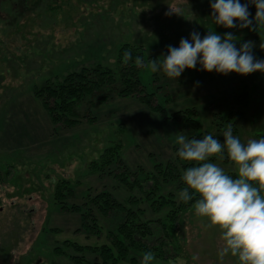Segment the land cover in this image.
I'll return each mask as SVG.
<instances>
[{
  "label": "rangeland",
  "instance_id": "rangeland-1",
  "mask_svg": "<svg viewBox=\"0 0 264 264\" xmlns=\"http://www.w3.org/2000/svg\"><path fill=\"white\" fill-rule=\"evenodd\" d=\"M254 6L249 5L250 19L255 17ZM1 10L0 264H72L69 258L56 254L55 248L72 254L74 250L64 245L66 241L86 247L107 244V231L115 229L120 218L98 215L102 225L99 238L85 232L78 214L62 211L55 203L58 184L71 183L74 194L67 198V207L80 205L86 197L102 191L124 200L130 193L113 179L110 171L114 169L99 175L89 168L107 147L120 144V154L133 171L151 170L156 163L177 157L176 132L183 131L189 138L199 132L183 129L179 122L167 124L160 112L149 110L136 99L122 98L96 104L87 113L89 119H95L93 123L84 119L73 128L55 126L35 98L36 88L59 83L68 73L95 64L118 73V51L127 43L144 46L146 52L162 59L167 46L178 47L180 39L188 38L194 30L202 37L210 29L222 36L231 32L238 48L251 41L254 57L264 59L260 47L264 22L253 20L249 28L216 25L209 0H30L24 9L16 5L14 16L7 17L8 8ZM146 65L140 79L149 93H156V101L168 114L197 109L202 130L222 142L230 112L236 110L230 98L228 102L225 98L247 93L249 107L235 126L237 132L231 123L233 135L242 142L264 136V73L225 75L213 71L197 86V67L186 68L179 78H168L163 72H151ZM215 113H221L222 118ZM210 159L226 173H236L226 152ZM134 195L141 196L139 192ZM154 218L167 224L165 212ZM180 224L176 234L169 231L164 238L158 234L148 240L157 248L167 244L166 251L173 257L157 258L155 252L152 264H237L230 254L218 257L223 247L219 230L195 215L193 208ZM162 227L155 225V233ZM136 256L140 264L142 254Z\"/></svg>",
  "mask_w": 264,
  "mask_h": 264
},
{
  "label": "trees",
  "instance_id": "trees-1",
  "mask_svg": "<svg viewBox=\"0 0 264 264\" xmlns=\"http://www.w3.org/2000/svg\"><path fill=\"white\" fill-rule=\"evenodd\" d=\"M29 4L30 0H0V11L8 8L10 12L7 17L14 16L16 5L24 9ZM4 20L2 19V21ZM137 57L142 59L144 65L151 59L158 61V57L153 53L146 52L144 46L127 43L121 46L118 51L116 60L118 73L102 64L85 66L80 70L68 73L59 83L49 82L45 87L36 88L35 98L42 102L53 125L67 129L79 125L84 119L93 123L95 119H89L87 113L91 112L96 104L113 98H122L136 99L149 110L160 112L167 124L179 122L183 129H192L195 133L199 131L192 137L198 138V134L202 136L209 134L208 131L202 130L197 109L187 108L173 114L167 113L165 107L156 101V93H149L141 81L140 73L144 66H137ZM212 72L202 70L198 64L195 84L202 86L204 81L211 77ZM229 98L236 110H231V119L227 122L234 124L233 130L237 132L235 126L246 116L249 96L247 93L233 95L225 98L227 102ZM214 115L222 118L221 113ZM120 151V144L107 147L98 160L90 163L89 168L99 175L106 172L107 169H114L110 171V174L118 186L130 193L128 198L119 200L113 193L102 191L92 197H86L80 205L67 207L65 204L67 198L74 194L71 183L65 181L58 184L55 189V203L61 206L62 211L70 210L78 214L81 220V229L91 235L99 238L102 233L100 215L104 218L111 216L120 218L116 228L107 231V244L86 247L66 241L64 245L68 249L74 250L72 254L61 248H55L56 254H62L69 258L72 264H123L127 262L139 264L136 255L146 251L157 252V258L162 256L173 259L169 256L170 252L166 251L167 244H162V247L157 248L150 246L148 240H152L158 234L159 238H164L169 231L176 234L183 217L198 198V196H194L193 200L187 203L179 199V192L185 186L180 179L181 173L185 168L191 166L192 162L182 161L177 156L172 161L156 163L151 170L138 168L133 171L127 166ZM228 174L233 177L236 175L234 172ZM169 187L174 188L171 190L168 189ZM135 192H139L141 196L134 195ZM141 203L146 207L142 208ZM162 212H165L167 224L161 219L154 218V215ZM155 225L169 226V230L162 227L156 234ZM175 254L177 255L176 250ZM90 256L93 258L92 260Z\"/></svg>",
  "mask_w": 264,
  "mask_h": 264
},
{
  "label": "clouds",
  "instance_id": "clouds-1",
  "mask_svg": "<svg viewBox=\"0 0 264 264\" xmlns=\"http://www.w3.org/2000/svg\"><path fill=\"white\" fill-rule=\"evenodd\" d=\"M212 19L225 28H249L253 20L264 22V0H209ZM256 7L250 19L249 5ZM171 12L176 10L170 7ZM231 32L218 34L211 30L203 37L192 31L181 38L179 46H167L162 59H151L146 67L151 72H163L168 78H179L186 68L199 64L204 71L220 74L235 72L247 75L264 73V59L253 55V44L245 41L239 48ZM264 49V43L260 45ZM137 66H145L140 57ZM223 141L212 134L189 138L183 131L176 132L177 156L192 162L180 176L185 185L179 199L192 204L195 215L205 218L209 226L220 232L223 247L218 257L232 255L237 264H264V136L242 142L233 135L231 124L223 131ZM227 157L236 167V175L225 172L210 159L217 154ZM155 257L150 251L142 254L140 264H152ZM197 257H193L196 260Z\"/></svg>",
  "mask_w": 264,
  "mask_h": 264
}]
</instances>
